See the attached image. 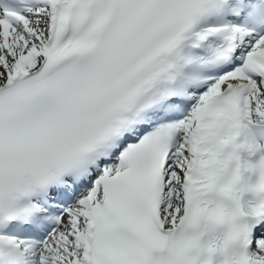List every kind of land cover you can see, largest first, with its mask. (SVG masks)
Returning a JSON list of instances; mask_svg holds the SVG:
<instances>
[{"label":"snow or ice","instance_id":"1","mask_svg":"<svg viewBox=\"0 0 264 264\" xmlns=\"http://www.w3.org/2000/svg\"><path fill=\"white\" fill-rule=\"evenodd\" d=\"M0 264H264V0H0Z\"/></svg>","mask_w":264,"mask_h":264}]
</instances>
